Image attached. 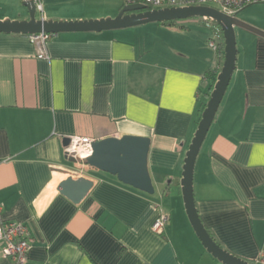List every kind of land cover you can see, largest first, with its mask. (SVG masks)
<instances>
[{"label": "crops", "instance_id": "obj_1", "mask_svg": "<svg viewBox=\"0 0 264 264\" xmlns=\"http://www.w3.org/2000/svg\"><path fill=\"white\" fill-rule=\"evenodd\" d=\"M43 1L70 0H40L36 19H88L45 13ZM6 5L0 0V21L28 18ZM239 30L232 77L196 158L193 194L223 250L264 264V38ZM143 31L51 34L46 59L28 35L0 33V225L25 224L34 240L27 264H222L196 237L180 187L220 55L202 32L180 48ZM124 135L150 139L152 195L64 154L72 136ZM68 177L93 183L78 204L56 189ZM161 213L169 221L156 232ZM3 246L0 264H11Z\"/></svg>", "mask_w": 264, "mask_h": 264}, {"label": "water", "instance_id": "obj_2", "mask_svg": "<svg viewBox=\"0 0 264 264\" xmlns=\"http://www.w3.org/2000/svg\"><path fill=\"white\" fill-rule=\"evenodd\" d=\"M26 20L0 21V33L56 35L64 32H102L138 27L151 23H165L189 18H208L221 30L224 60L216 77L208 101L201 113L197 129L185 153L180 180L182 201L189 224L203 248L222 264H250L223 250L203 226L194 201L193 174L196 158L216 116L232 77L237 57L235 29H242L264 38V32L236 17H229L211 7H184L148 10L141 4L125 5L113 18L86 21H53L36 19L32 1H23ZM69 139L63 145L67 146ZM150 139L132 135L109 137L92 142V154L83 163L90 168L115 176L117 180L136 190L152 195L154 188L148 171ZM74 162L72 157H69ZM93 183L85 178L67 179L57 185V191L74 204L81 202Z\"/></svg>", "mask_w": 264, "mask_h": 264}, {"label": "built area", "instance_id": "obj_3", "mask_svg": "<svg viewBox=\"0 0 264 264\" xmlns=\"http://www.w3.org/2000/svg\"><path fill=\"white\" fill-rule=\"evenodd\" d=\"M32 1L36 11L42 12L40 0ZM124 5L141 4L150 10L164 8H184V7H209L208 4L217 6V10L229 17H236L238 13L250 5L264 4V0H122ZM212 8V7H211ZM202 21L213 31V36L208 39V48L217 53L221 45L219 27L210 19L202 18ZM51 34L39 33L30 34L28 39L37 49V58L46 59V43ZM88 137L72 136L69 143L64 147V154L72 157L74 162L80 166H85L83 161L92 154V142ZM169 221L165 213H161L153 224V230L161 231ZM0 242L4 244L2 257L9 259L11 264H27L28 253L33 246L34 240L27 227L22 222H5L0 225Z\"/></svg>", "mask_w": 264, "mask_h": 264}, {"label": "rangeland", "instance_id": "obj_4", "mask_svg": "<svg viewBox=\"0 0 264 264\" xmlns=\"http://www.w3.org/2000/svg\"><path fill=\"white\" fill-rule=\"evenodd\" d=\"M5 3L7 4V12L14 11L17 7L18 17L27 15L26 9L22 6V0H5ZM123 6L125 5L122 0H70L68 2L52 1L49 4H46V1H43L45 13L57 14L60 16H74L81 14V16L88 18L85 19V21L113 18ZM208 6L217 9V6L214 4H208ZM35 17H40L39 11L36 12ZM236 17L254 27H264V4L247 6L241 10ZM136 28L145 30L143 33L151 40L157 39L158 43H175L180 46V48H189V46L194 43L195 38H199L201 32L205 33L207 36V44L208 39L213 36V31L207 27L202 21V18L199 17L177 20L170 25L151 23ZM235 33L237 34L236 44H238L237 46H240L241 33L243 32L236 28ZM207 44V49L212 52Z\"/></svg>", "mask_w": 264, "mask_h": 264}, {"label": "trees", "instance_id": "obj_5", "mask_svg": "<svg viewBox=\"0 0 264 264\" xmlns=\"http://www.w3.org/2000/svg\"><path fill=\"white\" fill-rule=\"evenodd\" d=\"M148 10H150L149 8H147ZM174 21H171V22H165V23H159V24H163V25H170L172 24ZM220 30V29H219ZM220 37H221V45H220V49L218 50L217 54L220 55V59H221V65H222V62L224 60V53H223V49H224V42H223V36H222V32L220 30ZM208 98H209V95H208ZM213 239V238H212ZM214 240V239H213ZM218 244V243H217Z\"/></svg>", "mask_w": 264, "mask_h": 264}]
</instances>
